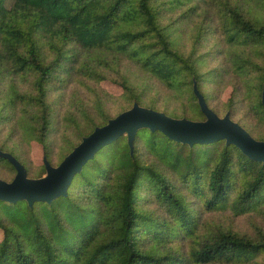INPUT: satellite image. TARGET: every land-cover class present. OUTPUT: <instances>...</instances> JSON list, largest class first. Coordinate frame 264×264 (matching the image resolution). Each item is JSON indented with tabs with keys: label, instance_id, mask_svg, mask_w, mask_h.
I'll return each mask as SVG.
<instances>
[{
	"label": "trees",
	"instance_id": "16d2710c",
	"mask_svg": "<svg viewBox=\"0 0 264 264\" xmlns=\"http://www.w3.org/2000/svg\"><path fill=\"white\" fill-rule=\"evenodd\" d=\"M193 82L218 117L264 141V0H0V151L28 177L45 171L30 168L26 144L53 164L58 125L61 162L134 103L204 120ZM14 176L0 158V178ZM263 226L264 164L224 141L144 129L132 154L125 136L97 152L67 197L0 201V264H264Z\"/></svg>",
	"mask_w": 264,
	"mask_h": 264
},
{
	"label": "water",
	"instance_id": "95a60500",
	"mask_svg": "<svg viewBox=\"0 0 264 264\" xmlns=\"http://www.w3.org/2000/svg\"><path fill=\"white\" fill-rule=\"evenodd\" d=\"M193 94L204 120L171 118L162 112L134 103L129 110L109 119L105 125L95 127L57 166H52L43 156L45 173L39 178H29L20 162L11 154L0 151V158L6 160L15 170V176L10 182L0 179V201L7 204L25 202L32 207L34 203L50 205L58 198H65L73 178L81 173L85 164L97 152L125 136L132 154L134 138L138 131L144 129L158 131L170 141L188 146L224 141L226 146L236 147L249 160L264 164V141L251 137L244 128L230 119L228 113L218 117L207 106L195 82ZM261 104L264 107V85Z\"/></svg>",
	"mask_w": 264,
	"mask_h": 264
},
{
	"label": "rangeland",
	"instance_id": "374dc122",
	"mask_svg": "<svg viewBox=\"0 0 264 264\" xmlns=\"http://www.w3.org/2000/svg\"><path fill=\"white\" fill-rule=\"evenodd\" d=\"M169 17H172V15L171 14L170 15L166 14L164 16V19L165 18H169ZM192 31H193V25L190 26V28L188 29L187 36H190L192 34ZM209 39H211L209 41H212V40H214L215 42L216 41H220V38H219L218 35H216L215 37H211ZM71 67H73V68L75 67L76 68V66H71ZM132 72H133V69L129 68V70H128L129 75H131ZM67 75H68V71L67 70L63 71V74H62L63 80H64V78L67 77ZM67 81H68V79H67ZM144 81H146V80H144ZM97 87L100 88V91H102L104 93V95L112 96V97L120 96L121 95V91H122L118 86H116V85H114V84H112L110 82H102L100 85L98 84ZM2 90H5V89H1V91ZM70 90H71V87L68 86V87H65V88H63L61 90H58L56 92V96H55V98L53 100L56 99L57 106L60 109H62V107L64 106L63 103L66 104V103L69 102L68 96H66L64 99H62V97H63V94H68L70 92ZM229 95H230V88L228 86H225V88L222 89V92H221V95L219 97V100L222 101V102L223 101L226 102L228 97H229ZM200 121H202V120H200ZM59 127L60 126L58 125L56 130H55L56 134H55V139H54V144H56L57 148H55V146L53 145L52 149H51V151H52L51 155H52V158H53V164H51L52 166H57L60 163V162H58V158L59 157H57L60 154L61 150H62V147H61V143H62L61 134L59 133V132H61V129ZM24 150H25V156L24 157L26 158L27 163L29 164L30 168L32 167V168H35V169H40L41 166H42V158L45 155L42 153V150L39 147V145L36 142L31 141L30 143L28 142L26 144ZM35 172H38V171H35ZM29 178H34V177H29ZM36 178H39V177H36ZM4 181H6V180H4ZM20 216L22 217L23 214H20ZM24 229L28 230L27 228H24ZM0 239H1V234H0Z\"/></svg>",
	"mask_w": 264,
	"mask_h": 264
}]
</instances>
